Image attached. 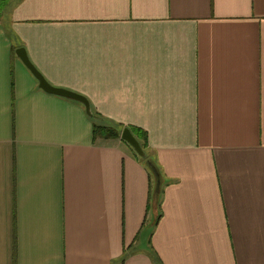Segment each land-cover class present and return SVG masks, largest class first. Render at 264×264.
Returning a JSON list of instances; mask_svg holds the SVG:
<instances>
[{
	"label": "crops",
	"instance_id": "obj_1",
	"mask_svg": "<svg viewBox=\"0 0 264 264\" xmlns=\"http://www.w3.org/2000/svg\"><path fill=\"white\" fill-rule=\"evenodd\" d=\"M0 264H264V0H0Z\"/></svg>",
	"mask_w": 264,
	"mask_h": 264
},
{
	"label": "trees",
	"instance_id": "obj_2",
	"mask_svg": "<svg viewBox=\"0 0 264 264\" xmlns=\"http://www.w3.org/2000/svg\"><path fill=\"white\" fill-rule=\"evenodd\" d=\"M92 117V136L96 138H120L121 130L124 127H128L135 138L139 141L142 149L145 152V156H139L133 148H131L136 156H138L146 165L148 174L150 177V191L147 203V209L156 210V216L154 218V223L159 219L162 214L161 209V199L163 195V188L168 183L172 182L173 179H170L164 174L162 168L159 166L153 156L148 153L147 150V133L140 127L135 125H124L119 122L112 121L103 117L98 113L93 112ZM146 159H150L154 166L157 169V174L152 170L151 166L147 164Z\"/></svg>",
	"mask_w": 264,
	"mask_h": 264
},
{
	"label": "water",
	"instance_id": "obj_3",
	"mask_svg": "<svg viewBox=\"0 0 264 264\" xmlns=\"http://www.w3.org/2000/svg\"><path fill=\"white\" fill-rule=\"evenodd\" d=\"M15 54L20 58V60L23 62V64L29 69V71L34 75V77L38 81V86L43 89L44 91L51 93V94H56L59 96H63L75 101L80 102L84 108L85 112L88 115V117H93V112L91 110L90 102L86 98V96L75 92L73 90L63 88V87H57L52 85L47 81V79L42 75V73L33 65V63L30 61L26 50L23 47H19L15 49ZM121 139L126 141L132 148L133 150L139 155V156H145V152L142 149L139 141L135 138V136L132 134L130 129L128 127H124L121 130L120 134ZM146 162L148 165L151 166L152 170L157 174V169L152 163L150 159H146Z\"/></svg>",
	"mask_w": 264,
	"mask_h": 264
}]
</instances>
